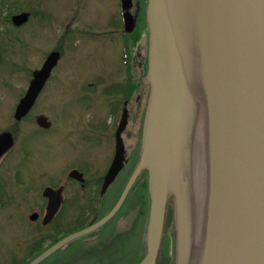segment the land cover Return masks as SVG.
<instances>
[{
    "label": "water",
    "instance_id": "obj_1",
    "mask_svg": "<svg viewBox=\"0 0 264 264\" xmlns=\"http://www.w3.org/2000/svg\"><path fill=\"white\" fill-rule=\"evenodd\" d=\"M119 5L124 30L130 32L135 23L131 0ZM29 16L20 11L10 22L19 26ZM144 23L148 90L136 164L105 215L25 264H39L106 222L142 171L147 213L143 254L135 264H156L167 213L172 264H264V0H145ZM58 58V51H50L32 71L15 107L16 119L31 108ZM35 122L49 125L44 115ZM10 142L8 133H0V156ZM198 149L203 187L196 215L192 170ZM121 161L118 141L101 191ZM58 192L42 189L47 199L43 224L57 209Z\"/></svg>",
    "mask_w": 264,
    "mask_h": 264
},
{
    "label": "rangeland",
    "instance_id": "obj_2",
    "mask_svg": "<svg viewBox=\"0 0 264 264\" xmlns=\"http://www.w3.org/2000/svg\"><path fill=\"white\" fill-rule=\"evenodd\" d=\"M20 11H27L30 16L21 26H13L10 17ZM120 21L119 0H0V82L7 83H0V126L12 111L19 90H25L31 72L39 68L53 48L60 52L52 87L48 82L45 84L29 116L20 124L22 146H16L0 167L7 175L5 192L13 199L0 201V264L15 262L28 250L34 238L42 248L46 245L48 230L37 229L27 220V215L37 210L42 202L37 190L40 193L42 186L53 180L63 167L73 163L81 166L85 160L88 171L99 170L102 165L105 143L100 147L84 139L75 129L85 112L79 101L83 81L96 73L101 74V96L117 100L121 97L123 47L127 45L128 63H131L136 47L142 48L145 44L143 26L141 36L137 34L134 43L129 36L125 39L120 31L112 36L106 33L108 28L115 30L118 25L120 29ZM80 28L98 31L99 35L84 36L76 31ZM133 71L137 75L136 69ZM143 84L146 90L145 82ZM37 114L47 118L52 115L62 123L55 125L49 139L46 131L36 130L34 116ZM66 129L74 132L67 135ZM18 169L21 176L16 182L12 175ZM122 179L119 178L107 192L109 202L118 194ZM133 189L124 208L129 210L130 198L134 197L128 214L117 215L97 237L91 234L76 239L65 250L55 252L39 264H135L143 253L145 221L137 218L140 209L137 196L141 193L137 194L136 187ZM77 208L73 201L66 206L58 221L59 229L69 223L73 227ZM126 227L130 228L128 233L124 232ZM163 231L157 257L163 258L160 264H172L173 228L168 213Z\"/></svg>",
    "mask_w": 264,
    "mask_h": 264
},
{
    "label": "flooded vegetation",
    "instance_id": "obj_3",
    "mask_svg": "<svg viewBox=\"0 0 264 264\" xmlns=\"http://www.w3.org/2000/svg\"><path fill=\"white\" fill-rule=\"evenodd\" d=\"M144 7H145V0H140V1L131 0V6L129 8V12L131 15L135 16V23L132 31L126 32L124 30L122 17L120 21L121 23L120 29L118 25L117 29L115 30L113 28H108L106 30V33L111 36L113 35V33H118L120 31V33L123 35V37H125V39L126 37L128 38L129 36L131 40L135 37L136 34L141 36L140 33L142 28L141 26H143V31L145 33V44L142 48L139 47V45L136 47V52L131 59V63H128L129 60V54L127 49L128 47L126 44L123 47V53L121 56V63L123 68L122 70L123 75L121 76V97L115 100L112 97L104 99L101 96L103 76L99 73H96L93 76V78H88L87 80L85 79L81 84L82 94L79 98V101L83 105L85 112L83 117L76 122L77 127L75 131L77 133L79 132V135L83 136L84 139H88L91 142L94 141L96 145L100 147L103 142L105 143L107 148L105 152V158L101 160L102 165L100 169L99 170L94 169V171L92 169L91 171H88L87 168L88 165H86L87 162L85 160L81 166L76 163H73L71 165L63 167L61 172L55 178H53V180L49 181L48 184L42 186L40 193L37 190V196L39 195L41 197L42 202L37 207V210L31 212V214L35 213L36 217L31 220L29 219L30 214H28L27 220L29 223L36 226L37 229L44 228L48 230L46 233L47 243L44 246L45 248L55 243L56 241H58L68 233L79 230L95 222L103 215H105L116 202L132 169L136 164L137 152L140 143L141 122H142L143 110H144V105L148 90L147 83L145 82L144 79V71L146 65V27L144 23ZM76 31H80L81 34L84 33V36L88 35L89 37L93 36L92 34H96L97 36L99 35L97 30H96L97 32H95L91 29L89 30L82 28L81 30L76 29ZM139 39L140 37L138 38L137 41H139ZM53 50L56 49L53 48L51 51ZM58 53H59V58L56 64L54 65V67L51 69L48 78L46 79L45 83L40 89L38 95L36 96L34 103L32 105L33 107L35 105L36 100L38 99L39 94L44 89L45 84L48 82L49 87H52L51 83H53V81L56 78L55 77L56 66L60 59V52L58 51ZM134 69H136V72H138L137 75H135V72L133 71ZM143 80L146 85V90H144L143 87L144 85ZM0 83L1 85L2 83L4 85L7 84L5 80H3ZM25 90L24 91L19 90V93L16 95L14 99L15 102L12 104L13 105L12 111L7 116V118L3 120L6 122L4 124L1 123L0 126V133L3 132L8 133L10 135V141H11L10 147L0 156V167L4 163L3 161H5L6 157L12 152V150L16 146L21 145L22 135L20 133L19 127L20 124L23 121H25L26 116H29V112L32 110V106L25 115L21 116L18 119L14 117V110L19 99L23 96ZM39 115H43V114H37L34 116V124L37 127L36 130L46 131L49 139L50 135L56 129L55 125L59 124L61 126L62 123H59V119L53 117L52 115H50L48 118L44 115L47 121L49 122V125L47 128H41L35 122L36 117ZM66 130H67L66 132L67 135H69V133L74 132L73 130L71 131H68V129ZM63 132L65 134V129H63ZM118 141L121 143V148H122L121 168L116 173L114 179L106 186V188L103 191H101L103 176L105 175L109 165L111 164L114 158L116 152V145ZM91 167L92 166H89V168ZM70 173L72 174L70 175ZM124 175H126V177H124ZM12 176L16 182H19L21 176V170L18 169L14 171ZM6 177L7 175L3 173L0 169V201L13 200L11 195H8L5 192L6 189L4 188V186L7 183ZM119 178L121 179L123 178L122 186L118 191V194L115 195V198L111 202H109V200L106 199L107 192H109L110 188L114 184H116L115 182L119 181ZM138 181L139 182L144 181L146 183V173L144 171H142L136 177L135 181L132 183L128 193L126 194L124 200L122 201L116 213L112 217H110L106 222H104L102 225L97 227L95 230L76 239L84 238L91 234L93 235L96 234L95 237H97V234L101 231V229H103L106 225H110L112 220H114L117 215L122 217L128 214L130 211V207L133 206L134 197L130 198L132 201L131 204L129 205V210H124V208L129 202V196L131 197L130 193L131 191L134 190L133 189L134 184H136ZM46 186L51 187L53 190L59 189L58 195L60 196V199L57 209L53 214V217L47 223L43 224L42 220H43V215L45 213V206L47 199L41 195V192L42 189ZM146 197H147L146 190L144 196L143 195L137 196V199L139 200V201L137 200L139 203V207L140 209H142V210L139 209L137 211V218L138 216L142 217L143 222L144 221L146 222V213H147V208H146L147 201L145 200ZM71 201L75 202V204H77L78 207L73 220L74 222L73 227H71V223H69L63 229H59L60 225L58 221L62 216V213H64L63 211H65L66 206ZM108 203H110L109 207H108ZM19 216L21 220L22 214H20ZM129 229L130 228L126 227V230L124 232L127 231L128 233ZM76 239L67 242L64 246L56 249L50 255L55 254V252L57 251L65 250L69 246V244ZM37 240L38 239L34 238V241L32 240L31 242L32 244L30 245L28 250H26L25 253H23L20 257H18V259L15 262H10L8 264H25L35 255H37L39 253L37 252L38 251L37 249L39 247V245H37L36 243L38 242Z\"/></svg>",
    "mask_w": 264,
    "mask_h": 264
},
{
    "label": "bare ground",
    "instance_id": "obj_4",
    "mask_svg": "<svg viewBox=\"0 0 264 264\" xmlns=\"http://www.w3.org/2000/svg\"><path fill=\"white\" fill-rule=\"evenodd\" d=\"M194 156H195V158H194L195 159V163H194V167H193V170H192V172H193L192 175H193V184H194L193 187H194V196H195L194 208H195V213L197 215L199 213V211H200V202H201V195H202L201 192H202V187H203V184H202L203 183L202 156H201V153L199 152V149H198V152L196 154L194 153ZM162 237H163V235H162ZM161 255L162 254H160V256ZM162 260H163V258H162Z\"/></svg>",
    "mask_w": 264,
    "mask_h": 264
},
{
    "label": "trees",
    "instance_id": "obj_5",
    "mask_svg": "<svg viewBox=\"0 0 264 264\" xmlns=\"http://www.w3.org/2000/svg\"><path fill=\"white\" fill-rule=\"evenodd\" d=\"M137 34L135 35V37L132 39V42L134 43L135 41H136V38H137ZM136 187V192H137V194L138 193H141L140 195H143L144 196V194H145V182L144 181H142V182H137L136 184H134V186H133V188H135ZM139 195V196H140ZM169 214V213H168ZM169 217H170V214H169ZM44 248H42L41 246H39L38 247V251L37 252H41L42 250H43ZM143 254V253H142ZM142 254H141V256H142ZM140 256V257H141ZM140 257H139V259H140ZM138 259V260H139ZM162 259V258H161ZM161 259L158 257V259H157V262H156V264L158 263H160L159 261H161ZM137 260V261H138ZM159 260V261H158Z\"/></svg>",
    "mask_w": 264,
    "mask_h": 264
}]
</instances>
